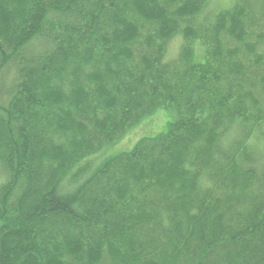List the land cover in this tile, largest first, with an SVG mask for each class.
I'll list each match as a JSON object with an SVG mask.
<instances>
[{"label":"trees","instance_id":"trees-1","mask_svg":"<svg viewBox=\"0 0 264 264\" xmlns=\"http://www.w3.org/2000/svg\"><path fill=\"white\" fill-rule=\"evenodd\" d=\"M206 8L0 0V264H264V0Z\"/></svg>","mask_w":264,"mask_h":264},{"label":"rangeland","instance_id":"rangeland-1","mask_svg":"<svg viewBox=\"0 0 264 264\" xmlns=\"http://www.w3.org/2000/svg\"><path fill=\"white\" fill-rule=\"evenodd\" d=\"M237 0H208V8L203 10V14L200 16L198 23L199 25L203 22V20L207 17L212 18V15H215L216 12L220 11H228L230 8L236 3ZM262 23V22H261ZM263 26L261 27L260 31L253 29V34L251 36V43H257L260 40V36L264 34ZM182 44V40L177 37L171 41L167 50V61H172L174 57H176L177 52L179 51L180 45ZM259 45V44H257ZM264 68V66H263ZM172 119V114L170 112H157L149 117L145 124L140 127L138 130V135H133L129 138V140L120 141L117 146L113 147L112 149L107 150L105 153H102L103 156L107 153L112 155H116L119 153L120 150H130V145L137 139L144 137V136H153L155 134L161 133L166 128L168 122ZM101 156V155H100ZM3 180L2 172L0 171V182Z\"/></svg>","mask_w":264,"mask_h":264},{"label":"bare ground","instance_id":"bare-ground-1","mask_svg":"<svg viewBox=\"0 0 264 264\" xmlns=\"http://www.w3.org/2000/svg\"><path fill=\"white\" fill-rule=\"evenodd\" d=\"M263 44V43H262ZM261 55V54H260ZM262 144H263V142H262ZM253 172V171H252Z\"/></svg>","mask_w":264,"mask_h":264}]
</instances>
